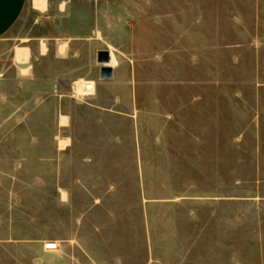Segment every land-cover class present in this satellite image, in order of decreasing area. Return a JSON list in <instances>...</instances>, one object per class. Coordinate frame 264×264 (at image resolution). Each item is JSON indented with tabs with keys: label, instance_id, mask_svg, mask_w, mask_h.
Here are the masks:
<instances>
[{
	"label": "rangeland",
	"instance_id": "374dc122",
	"mask_svg": "<svg viewBox=\"0 0 264 264\" xmlns=\"http://www.w3.org/2000/svg\"><path fill=\"white\" fill-rule=\"evenodd\" d=\"M67 1L29 0L0 40V264H264V0H73V21ZM39 43L51 53L31 54ZM99 47L138 61L135 103L102 122L71 98ZM56 91L73 129L119 136L131 166L129 201L90 217L88 257L44 251L72 215L48 202L65 172L36 160L58 162Z\"/></svg>",
	"mask_w": 264,
	"mask_h": 264
},
{
	"label": "crops",
	"instance_id": "0c3cea01",
	"mask_svg": "<svg viewBox=\"0 0 264 264\" xmlns=\"http://www.w3.org/2000/svg\"><path fill=\"white\" fill-rule=\"evenodd\" d=\"M29 0H0V40L10 32V30L18 23L23 16ZM81 2L88 3V0H80ZM122 0L116 2L119 6ZM125 1V0H123ZM73 0H68L64 3L61 11H64L63 18L65 20L73 21L76 18V11L72 8ZM99 4V0H98ZM139 3H136V5ZM141 4V3H140ZM164 9H168V1L164 4ZM126 8V7H125ZM162 8V6H161ZM98 9V8H97ZM127 9V8H126ZM134 9H138L135 6ZM98 39V38H97ZM66 43V42H65ZM65 43H53V54L60 59H68L71 57V52L66 50ZM50 45V43H49ZM48 48V47H46ZM42 44L38 45V52L34 49L30 51L31 54H39V56H46L51 53L50 48L42 51ZM101 50L110 49H97V54ZM97 54L95 62L97 61ZM115 63L111 66L113 69V76L109 79H102L100 76V69L103 66L98 64L92 79L84 80L85 82H93L94 90L91 94L84 95L79 90V82L73 89L71 98L77 100L84 107L93 111H98L103 115L96 120L98 122L104 121L102 118L119 117L120 110L114 109L115 107H127L131 105V100L135 103L136 86L138 78L136 77L137 57L133 53L129 54H114ZM26 54L22 55V60L26 62ZM111 62V61H110ZM34 67V65H33ZM82 80V79H81ZM119 86L121 91L120 95H115V91ZM58 102V114L55 121L59 126V131L50 136L54 140L55 154L58 162L54 164L52 161L54 157H40L36 160L49 162V169L55 171H64V179L57 180L55 183V193L49 195L48 202L58 203L60 206L65 207L72 214L70 218L63 221L57 220L59 223H64L67 235L64 239L55 241L57 244L56 250L44 251L53 255L59 250L61 246L69 250H81L87 257L89 256L88 250L90 249V242H88L85 234V228L89 225L90 217L94 210L101 204L114 203L121 201H129L123 199L126 197L123 186H126L127 181L120 174L123 170H130V162H122L121 148L119 147V136L115 134L98 133V132H85L73 129L74 121L76 120L71 111H63V107L68 104L70 95H66L56 91ZM105 114V115H104ZM98 119V118H96ZM78 122V120H76ZM83 121V119H81ZM110 135V136H107ZM35 138H37L35 136ZM102 140V141H101ZM127 155L133 156L132 169L136 170V150L133 149L132 153L129 151ZM53 166V167H52ZM39 169V168H38ZM50 185V184H49ZM52 185V184H51ZM92 204L91 207L86 205L80 213L76 211L74 204ZM109 222L113 221V216L108 217ZM56 223V221H55ZM57 225V224H55ZM92 244V243H91ZM95 243H93L94 245ZM62 249V248H61ZM89 257L85 258L86 263L89 264ZM95 263L94 259H91ZM79 263V262H78ZM80 264H82L80 262Z\"/></svg>",
	"mask_w": 264,
	"mask_h": 264
},
{
	"label": "water",
	"instance_id": "95a60500",
	"mask_svg": "<svg viewBox=\"0 0 264 264\" xmlns=\"http://www.w3.org/2000/svg\"><path fill=\"white\" fill-rule=\"evenodd\" d=\"M97 61L103 66L100 69V76L102 79H109L113 76V69L111 66H107L111 61L110 52L107 50H101L97 54Z\"/></svg>",
	"mask_w": 264,
	"mask_h": 264
},
{
	"label": "bare ground",
	"instance_id": "6f19581e",
	"mask_svg": "<svg viewBox=\"0 0 264 264\" xmlns=\"http://www.w3.org/2000/svg\"><path fill=\"white\" fill-rule=\"evenodd\" d=\"M110 56H111V62H110L109 65H113L115 63V59H114V56H113L112 53H110ZM91 83H92L91 88L88 89V91H86V89H84L85 85H86L85 81L84 80H80V82H79V90H80V92L81 93L82 92H88L89 94H91L93 92V90H94V83L93 82H91Z\"/></svg>",
	"mask_w": 264,
	"mask_h": 264
},
{
	"label": "built area",
	"instance_id": "2783aa9c",
	"mask_svg": "<svg viewBox=\"0 0 264 264\" xmlns=\"http://www.w3.org/2000/svg\"><path fill=\"white\" fill-rule=\"evenodd\" d=\"M85 83H86V85H85V88L84 89H86V91H88V89L91 88L92 83L91 82H85ZM82 94L87 95L89 93L88 92H82ZM45 249L46 250H56L57 249V244L56 243L49 242V243H47L45 245Z\"/></svg>",
	"mask_w": 264,
	"mask_h": 264
}]
</instances>
